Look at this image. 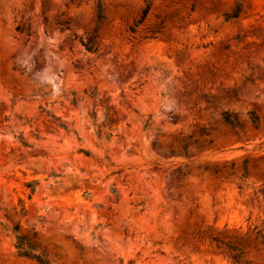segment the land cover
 Instances as JSON below:
<instances>
[{
  "label": "rangeland",
  "instance_id": "rangeland-1",
  "mask_svg": "<svg viewBox=\"0 0 264 264\" xmlns=\"http://www.w3.org/2000/svg\"><path fill=\"white\" fill-rule=\"evenodd\" d=\"M14 226L53 264H264V0H0V264H36Z\"/></svg>",
  "mask_w": 264,
  "mask_h": 264
},
{
  "label": "trees",
  "instance_id": "trees-1",
  "mask_svg": "<svg viewBox=\"0 0 264 264\" xmlns=\"http://www.w3.org/2000/svg\"><path fill=\"white\" fill-rule=\"evenodd\" d=\"M150 5H147L146 8H144L140 14V17L133 20L131 24L128 26V31L132 34V39L136 38L137 32L139 27L144 23L145 19L149 15L150 12ZM242 12V3H238L236 7L228 14H226V19H237ZM104 18L101 7L98 8L97 13V22H100ZM59 24L63 28H67L68 22H59ZM17 30L20 32H23V27L17 26ZM160 32V30L152 32V34L145 38H155L156 34ZM96 33V30L93 31V33L86 37L81 38L80 41L82 45L85 47V49L89 52H94L97 50L96 43L94 41V35ZM144 38V39H145ZM223 120L230 124L233 127H236L239 123L235 118L234 113L224 111L222 114ZM251 122L255 127L259 126V116L256 113H251ZM50 122L60 129L65 130L66 132H69L68 126L60 121L59 117H56L54 115H51ZM21 143L24 146H30L22 136L19 137ZM188 146L185 144L183 146L184 154H187ZM81 152H84L87 156L90 155L89 152L81 150ZM177 154V153H175ZM246 163L245 162V174H246ZM207 169V167H206ZM215 172H218V170H215ZM37 184V181H32L27 184L28 187L31 188V191L34 192L35 185ZM10 230V233L8 236L12 237L13 239V246L16 250V254L19 257H23L26 259H29L36 264H53L55 262V259L52 255H50L45 249L41 248L33 239L26 233H22L19 229V226H14ZM258 236L261 238V243L264 245V234L260 231L258 232ZM212 244H214L215 248L217 250H220L221 252L225 253L234 264H250V262L247 260L246 252L244 248L240 247L238 244L234 243L232 237L230 236H220L215 235L211 238Z\"/></svg>",
  "mask_w": 264,
  "mask_h": 264
}]
</instances>
